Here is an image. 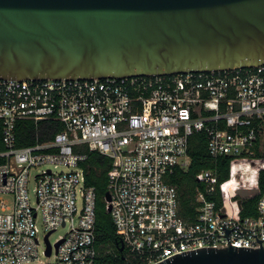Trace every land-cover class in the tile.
I'll list each match as a JSON object with an SVG mask.
<instances>
[{
  "label": "built area",
  "instance_id": "built-area-1",
  "mask_svg": "<svg viewBox=\"0 0 264 264\" xmlns=\"http://www.w3.org/2000/svg\"><path fill=\"white\" fill-rule=\"evenodd\" d=\"M20 119L57 120L64 129L50 141L19 146ZM200 131L213 158L231 157V175L219 184L210 169L197 174L205 190L198 192L197 214L188 220L170 176L177 166H188L191 136ZM263 136L264 63L89 79L0 78V264L38 258L39 218L45 240L69 227L52 246L50 256L56 260L49 264H97V195L80 165L88 158L85 148L112 159L106 209L131 255L127 264L229 246L224 222L236 227L229 232L231 244L261 247L264 192L258 178L264 157L258 153ZM44 165L35 175L32 200L31 172ZM61 165L69 169H54ZM207 194L218 195L220 204ZM255 196L257 213L243 215V199Z\"/></svg>",
  "mask_w": 264,
  "mask_h": 264
},
{
  "label": "water",
  "instance_id": "water-1",
  "mask_svg": "<svg viewBox=\"0 0 264 264\" xmlns=\"http://www.w3.org/2000/svg\"><path fill=\"white\" fill-rule=\"evenodd\" d=\"M263 63L264 0H0V78L89 79ZM223 228L229 246L151 264H264V239L254 234L261 247L233 245L229 232L236 227ZM46 242L50 255L49 234ZM117 244L124 252V242Z\"/></svg>",
  "mask_w": 264,
  "mask_h": 264
},
{
  "label": "trees",
  "instance_id": "trees-1",
  "mask_svg": "<svg viewBox=\"0 0 264 264\" xmlns=\"http://www.w3.org/2000/svg\"><path fill=\"white\" fill-rule=\"evenodd\" d=\"M64 129L62 122L57 120L20 119L16 125L17 143L19 146L34 144L37 141H50L61 130ZM4 145L0 140V151ZM88 158L80 165L86 171V184L96 189V247L100 254L97 264H127V251H120L117 241L120 239L119 232L111 214L106 209L105 196L108 191V177L112 164L111 157L98 151H90L85 148ZM264 157V151L258 153ZM190 163L187 167L177 166L170 176V181L177 186L180 199V212L188 220L195 218L197 207L200 202L197 194L205 190V185L197 179V174L204 170L214 171L219 184L228 180L231 175V157L219 156L213 158L207 148V136L204 131L196 132L191 136L189 148ZM0 158V162H1ZM258 184L264 192V169L259 172ZM208 200L220 204L218 195L207 194ZM259 196L245 198L242 201V214L254 215L257 213ZM112 252H108V248ZM125 256V258H124Z\"/></svg>",
  "mask_w": 264,
  "mask_h": 264
},
{
  "label": "rangeland",
  "instance_id": "rangeland-1",
  "mask_svg": "<svg viewBox=\"0 0 264 264\" xmlns=\"http://www.w3.org/2000/svg\"><path fill=\"white\" fill-rule=\"evenodd\" d=\"M262 150L264 151V136H263V143H262ZM44 168H47L46 165L38 167V168H34L31 172V176H30V181H29V191L31 194V198L32 200H35V185H36V180H35V175L39 172H41ZM52 168H54L52 166ZM55 170H67L69 169L66 166H59L58 168H54ZM244 191V189L242 190ZM38 225L41 228V231L39 233V238H40V242L38 245V252H39V256L38 258H36L34 261L31 262H26V263H20V264H49L51 262H54L56 260L55 256H50L49 254L46 253V249H47V242L45 240V233L43 232V225H42V221L39 218L38 219ZM69 230V227H65V228H60L57 231L53 232L50 236H49V240L52 244V246L55 248V243L57 241V239L61 236V235H65ZM131 255L128 254L127 258H130Z\"/></svg>",
  "mask_w": 264,
  "mask_h": 264
}]
</instances>
